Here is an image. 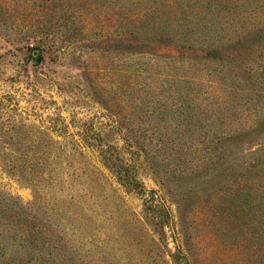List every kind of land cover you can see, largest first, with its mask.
I'll use <instances>...</instances> for the list:
<instances>
[{
  "label": "rangeland",
  "instance_id": "374dc122",
  "mask_svg": "<svg viewBox=\"0 0 264 264\" xmlns=\"http://www.w3.org/2000/svg\"><path fill=\"white\" fill-rule=\"evenodd\" d=\"M0 264H264V0H0Z\"/></svg>",
  "mask_w": 264,
  "mask_h": 264
},
{
  "label": "water",
  "instance_id": "95a60500",
  "mask_svg": "<svg viewBox=\"0 0 264 264\" xmlns=\"http://www.w3.org/2000/svg\"><path fill=\"white\" fill-rule=\"evenodd\" d=\"M42 61V57H38L36 63L39 64Z\"/></svg>",
  "mask_w": 264,
  "mask_h": 264
},
{
  "label": "trees",
  "instance_id": "16d2710c",
  "mask_svg": "<svg viewBox=\"0 0 264 264\" xmlns=\"http://www.w3.org/2000/svg\"><path fill=\"white\" fill-rule=\"evenodd\" d=\"M134 181H136L134 178H133V179H131V183H134Z\"/></svg>",
  "mask_w": 264,
  "mask_h": 264
}]
</instances>
